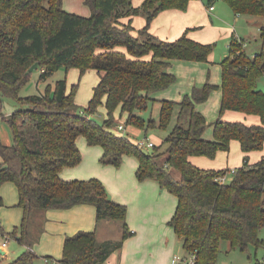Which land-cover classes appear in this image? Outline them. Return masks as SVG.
I'll return each instance as SVG.
<instances>
[{"label": "trees", "instance_id": "1", "mask_svg": "<svg viewBox=\"0 0 264 264\" xmlns=\"http://www.w3.org/2000/svg\"><path fill=\"white\" fill-rule=\"evenodd\" d=\"M189 1L143 0L134 6L132 0H84L90 14L82 16L64 10L62 0H0V94L20 106L6 116L12 143L0 140V187L14 183L24 210L20 228L9 236L25 244L34 210L76 204L93 205L97 223L119 222L122 236L119 241L99 242L95 230L78 231L65 237L60 264H105L132 234L125 223L126 206L112 201L100 180L61 178L64 168L79 164L76 140L83 136L88 145L101 146L100 163L118 167L123 156L133 155L138 159V180L153 179L176 196L177 206L167 224L186 255H195L193 264H216L222 240L240 250L249 243L264 244L258 237L264 226V157L250 164L244 155L242 165L224 182L220 178L227 177L229 169H201L189 161L190 156L214 158L218 151L229 150L231 140H237L245 154L262 150L264 91L257 81L264 75V24L259 29L260 48L252 56L244 50L245 41L231 39L228 54L220 61L221 104L214 121L207 122L195 109L218 88L209 83L193 87L181 101H160L157 119L142 116L154 102L151 94L175 82L168 71L170 60L205 62L213 51L215 43H199L187 33L164 40L149 31L161 11H184ZM223 1L235 14L264 17V0ZM136 15L145 18L139 29L131 25ZM124 18L129 19L123 22ZM35 63L40 81L60 67L76 68L79 78L95 70L99 78L87 106L75 103L76 84L67 92L65 79L54 87L48 84L43 93L19 97ZM101 106L107 116L98 123L93 115ZM226 110L256 115L259 124L225 121L221 116ZM115 112L125 117V128L143 130L145 137L149 130L166 131L165 149L140 146L138 140L115 132L120 122ZM210 126L213 139L206 140L202 135ZM171 169L180 173L178 180ZM0 233L5 234L1 226ZM35 258L24 251L8 264H33Z\"/></svg>", "mask_w": 264, "mask_h": 264}, {"label": "crops", "instance_id": "2", "mask_svg": "<svg viewBox=\"0 0 264 264\" xmlns=\"http://www.w3.org/2000/svg\"><path fill=\"white\" fill-rule=\"evenodd\" d=\"M142 1L132 0V4L139 6ZM214 2V0L205 2L190 0L186 10L165 9L151 21L149 31L160 39L175 40L183 33H187V36L194 41L217 45L208 56V61L205 62L170 60L168 71L176 77V80L169 87L151 94L150 97L154 100L152 109L157 108L159 112L160 101H181L185 95L191 93L193 87H201L209 83L217 85L218 88L210 92L205 102L195 104V109L207 122H212L219 116L220 61L228 54L229 43L233 37L243 40L240 34L242 30L240 23L244 22L242 19H251L246 15L235 14L223 0L216 4ZM62 6L64 10L71 13L82 16L90 14V9L84 0H62ZM211 6H213L212 10H210ZM128 19L124 18L122 21L127 22ZM252 19L256 18L252 17ZM131 25L139 29L145 25V18L141 15L133 16ZM219 45L220 49L217 48ZM244 50L251 56L257 52V50L248 52L246 43ZM155 115L157 119L158 113ZM221 117L225 121H239L248 125L259 124L258 116L240 111L226 110ZM119 124L123 125L121 121L116 124L115 132L117 133L126 130L123 125V130L117 131ZM130 132L136 133L135 130ZM202 137L206 140L213 139L212 126L206 128ZM76 144L81 160L76 166L64 168L60 172L61 178L64 180L96 178L105 186L108 197L114 202L125 205L127 210L125 223L132 234L124 239L120 248L110 253L105 264H170L172 255L178 252L180 246L182 247L173 228L167 224L177 206L176 196L162 188L153 179L138 180L136 176L138 159L135 156H123L120 166L114 167L100 163L103 151L101 146L88 145L83 136H78ZM244 155H247L249 163L253 164L264 157V146L260 151L245 154L239 142L231 140L229 150L218 151L214 158L190 156L189 161L201 169L231 170L242 165ZM253 155L255 157L252 160ZM174 171L177 170H170L172 176L178 180L180 173L179 178H176ZM0 196L3 202L0 206V226L3 230L11 231L13 227L22 223L24 215L23 208L18 205V189L12 182L3 183L0 187ZM32 220L37 224L29 223L27 242L21 244L17 241L23 246V251H31L44 259H59L65 237L78 231L95 230L99 242L117 241L114 239H118L119 236L121 239L122 236L119 222L103 220L97 223L96 209L90 204L34 210L30 218V221ZM32 226L38 227V230L36 228L32 231ZM111 231L116 235L114 239L108 238ZM100 237L101 240H99ZM2 243L0 250L4 251V254H0V263L8 264L17 250H9L6 245L3 247Z\"/></svg>", "mask_w": 264, "mask_h": 264}, {"label": "rangeland", "instance_id": "3", "mask_svg": "<svg viewBox=\"0 0 264 264\" xmlns=\"http://www.w3.org/2000/svg\"><path fill=\"white\" fill-rule=\"evenodd\" d=\"M200 1L205 2L206 0H200ZM214 1H215L214 3L216 4L222 0H214ZM248 17L251 20H246L248 18H243L242 21L244 22L242 24L240 23V25L242 26V30L240 31V34L247 45L248 52H251V51L259 50L260 48L261 41H260L259 29L264 24V17H259V18L256 17V19H252V17L250 16ZM216 46L217 45L215 44L213 50L215 49ZM220 47L221 46L219 45L217 48L220 49ZM39 75H40V71L38 69L37 70L35 69L30 73L29 81L18 90L19 97L43 93L45 87L48 84L54 87L55 83L58 80L65 79L67 83V92L70 91L73 84H76L74 101L80 108H83L87 106L88 101L92 96V89L96 85V82L98 80L97 72L92 69L84 73L81 78H79V72L76 68L66 69L64 67H60L46 81H40ZM257 85L261 90L264 91V75L258 79ZM19 107L20 106L14 99L0 94V140L5 144H11L13 139L11 127L7 122L6 116L11 112H13L15 109H18ZM157 113H158L157 108L152 109V106H150L147 109V111L142 113V116L143 118H145V120H149L150 117L156 118L155 114ZM106 116L107 115H106L105 107L101 106L99 107L97 112L93 115V119H95V121L98 123H102L106 119ZM114 117L115 120L121 121L122 124H124L125 117L120 116L119 112H115ZM125 129L126 130L120 131L119 133H121L122 135H127L130 138V140L133 142L142 139L145 136L143 130L136 129L135 130L136 133L132 134L130 132V130L133 129L132 127L128 126ZM166 135L167 132L163 130H149L146 132V136L149 137L154 142V144L157 145V147L160 146V150H164L166 147L165 143H163V140L166 137ZM254 157L255 155L252 156V160ZM174 174L176 178H179L178 171H174ZM229 178H230V172L227 174V179ZM30 223L37 224L34 220L30 221ZM20 225H17L16 227L20 228ZM14 228L15 227H13V229ZM36 228L38 230V227ZM36 228L32 226V231L35 230ZM13 229L11 231L4 230L5 234L3 235L0 233V244L3 241H5L6 246L8 247L9 250L12 249L17 250V252L13 256H11L14 257L12 258V260L17 259L24 252L23 246L20 245V243H18L17 241L18 239L16 237L9 236V234L13 231ZM119 231H120L119 233L120 235L121 234L120 228ZM18 234L20 235V230L18 231ZM109 236L110 237L108 238L114 239L116 235L111 231V235ZM258 237L259 239L264 241V226L261 228ZM99 240H101V237ZM114 240L119 241L120 236L118 237V239H114ZM175 254H178L181 257H184L186 255L185 251L181 246L178 248V252H176ZM52 260L54 259H49V261ZM257 260L264 262V244L254 245L253 243H249L245 250H240L239 248L232 249L227 240H222L220 242L219 253L217 256L216 264H253ZM33 264H46V263H45V259L43 257H38L37 254L36 258L33 261Z\"/></svg>", "mask_w": 264, "mask_h": 264}, {"label": "built area", "instance_id": "4", "mask_svg": "<svg viewBox=\"0 0 264 264\" xmlns=\"http://www.w3.org/2000/svg\"><path fill=\"white\" fill-rule=\"evenodd\" d=\"M213 9V6L210 7V10ZM123 125L119 124L117 125V129L118 130H123ZM137 144L140 145V146H147V147H152L154 145V143L148 138V137H144L142 139H139L137 141ZM230 173H234V169H231L230 170ZM220 180L222 182L226 181L227 180V177L226 176H223L220 178ZM6 245L5 242L2 243V246L4 247ZM194 259H195V255L192 253V254H189V255H185L184 257H181L180 255L178 254H174L172 255L171 257V260H170V264H193L194 263ZM45 263L46 264H60L58 262V260H52V261H49V259H45Z\"/></svg>", "mask_w": 264, "mask_h": 264}, {"label": "water", "instance_id": "5", "mask_svg": "<svg viewBox=\"0 0 264 264\" xmlns=\"http://www.w3.org/2000/svg\"><path fill=\"white\" fill-rule=\"evenodd\" d=\"M36 65H37L36 63L33 64V65L29 68V71L32 72V71L35 69ZM0 254L3 255V254H4V251L0 250Z\"/></svg>", "mask_w": 264, "mask_h": 264}]
</instances>
